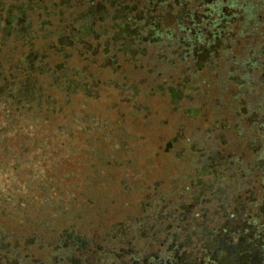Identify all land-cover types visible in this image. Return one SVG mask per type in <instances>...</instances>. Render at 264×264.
Masks as SVG:
<instances>
[{
  "label": "trees",
  "instance_id": "1",
  "mask_svg": "<svg viewBox=\"0 0 264 264\" xmlns=\"http://www.w3.org/2000/svg\"><path fill=\"white\" fill-rule=\"evenodd\" d=\"M0 87L72 127L0 264H213L194 229L263 230L264 0H0Z\"/></svg>",
  "mask_w": 264,
  "mask_h": 264
},
{
  "label": "rangeland",
  "instance_id": "2",
  "mask_svg": "<svg viewBox=\"0 0 264 264\" xmlns=\"http://www.w3.org/2000/svg\"><path fill=\"white\" fill-rule=\"evenodd\" d=\"M23 97L22 90L12 94L0 87V213L17 204L27 208L36 201L71 137V124L59 133L44 131L36 111L30 109L31 102ZM20 101L25 104L20 106ZM90 121L100 124L98 118ZM212 156L206 154L199 163ZM198 232L213 264H264V228L257 234L241 211L218 223L213 235L194 229Z\"/></svg>",
  "mask_w": 264,
  "mask_h": 264
}]
</instances>
